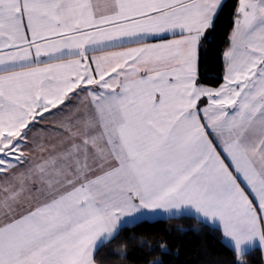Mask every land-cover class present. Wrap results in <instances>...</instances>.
Listing matches in <instances>:
<instances>
[{
    "label": "snow or ice",
    "instance_id": "6c2138e0",
    "mask_svg": "<svg viewBox=\"0 0 264 264\" xmlns=\"http://www.w3.org/2000/svg\"><path fill=\"white\" fill-rule=\"evenodd\" d=\"M222 2L0 0V264H169L121 238L161 214L264 264V0H238L209 86Z\"/></svg>",
    "mask_w": 264,
    "mask_h": 264
},
{
    "label": "trees",
    "instance_id": "16d2710c",
    "mask_svg": "<svg viewBox=\"0 0 264 264\" xmlns=\"http://www.w3.org/2000/svg\"><path fill=\"white\" fill-rule=\"evenodd\" d=\"M238 0H225L215 21V28L204 43L199 62L202 81L209 86H217L222 82V52L228 46V36L232 30L233 14ZM122 232L121 238L126 240L133 235L150 236L153 240L168 241L171 252L169 264H231L233 253L224 242L221 233L214 227L201 225L195 219H156L135 223ZM137 245L128 248L127 260L113 259L111 264H143ZM252 260L260 264L261 253L256 251Z\"/></svg>",
    "mask_w": 264,
    "mask_h": 264
},
{
    "label": "crops",
    "instance_id": "0c3cea01",
    "mask_svg": "<svg viewBox=\"0 0 264 264\" xmlns=\"http://www.w3.org/2000/svg\"><path fill=\"white\" fill-rule=\"evenodd\" d=\"M224 1L225 0H223V2H222V4L224 3ZM47 115V114H46ZM59 118L58 117H51L50 118V122L51 121H55V120H58ZM156 219H166L165 217H164V215L163 214H161L160 216H158V217H151V216H149V217H146L145 218V220H156ZM137 222H139V221H136L135 223H137ZM224 240V239H223ZM224 242L228 245V242L226 241V240H224ZM229 246V245H228Z\"/></svg>",
    "mask_w": 264,
    "mask_h": 264
}]
</instances>
